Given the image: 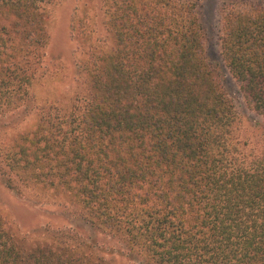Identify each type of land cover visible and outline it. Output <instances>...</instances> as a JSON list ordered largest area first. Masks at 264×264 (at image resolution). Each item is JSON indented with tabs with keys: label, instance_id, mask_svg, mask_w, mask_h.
<instances>
[{
	"label": "trees",
	"instance_id": "1",
	"mask_svg": "<svg viewBox=\"0 0 264 264\" xmlns=\"http://www.w3.org/2000/svg\"><path fill=\"white\" fill-rule=\"evenodd\" d=\"M56 1L0 0V114L27 96L48 40L44 5ZM103 2L108 40L83 49L82 111L41 113L0 147L3 184L66 190L145 264H264V8L221 10V59L262 119L260 151L243 155L195 4ZM0 264L107 263L77 245L26 246L0 218Z\"/></svg>",
	"mask_w": 264,
	"mask_h": 264
},
{
	"label": "rangeland",
	"instance_id": "2",
	"mask_svg": "<svg viewBox=\"0 0 264 264\" xmlns=\"http://www.w3.org/2000/svg\"><path fill=\"white\" fill-rule=\"evenodd\" d=\"M104 0H58L44 5L45 30L48 35L43 55L34 65V75L27 96L20 106L0 114V147L11 145L21 135L39 124L41 113L59 116L79 114L87 99L83 72V49L108 40ZM194 3L203 33L204 58L214 69L218 81L233 105L235 136L243 155L261 149L262 119L251 112L235 80L220 55L221 10L223 7L261 6L264 0H182ZM84 22L87 42L75 40L78 22ZM89 35V37H88ZM84 51V52H83ZM242 156V155H240ZM0 166L5 157L0 150ZM7 169V168H6ZM16 179V189L3 184L0 172V218L15 238L26 246L77 245L91 251L107 264H145L118 238L91 226L77 198L60 188L26 184Z\"/></svg>",
	"mask_w": 264,
	"mask_h": 264
}]
</instances>
